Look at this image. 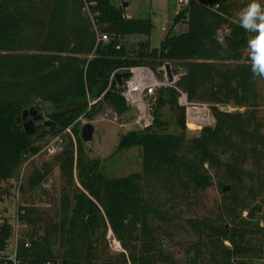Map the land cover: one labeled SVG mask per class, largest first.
Here are the masks:
<instances>
[{
  "label": "trees",
  "instance_id": "1",
  "mask_svg": "<svg viewBox=\"0 0 264 264\" xmlns=\"http://www.w3.org/2000/svg\"><path fill=\"white\" fill-rule=\"evenodd\" d=\"M37 1L0 0V63H6V55L20 51L27 21L24 8ZM49 1L54 5L69 2L72 21L67 29L80 43L74 53L85 55L95 51V56L91 60L67 58L57 68L54 63L57 73L30 88V101L26 96L21 99L0 88L1 182L16 179L27 155L39 153L36 145L39 140L45 135H62L86 111L88 96H106L114 76L130 68L148 67L155 72L169 62L174 75L180 74L181 69L176 88L186 93L190 103L212 106L215 125L203 128L195 138H188L185 107H180L183 130L179 135L168 134V122L156 111L150 127L123 135L119 144L120 150L142 149L143 172L115 180L106 179L100 162L88 158L76 129L78 139L74 142L70 137L58 157L63 176L72 186L76 162L83 188L71 190L74 206L62 225L64 251L56 255L47 235H38L36 239L33 234L27 239L31 247H25L27 240L19 243L18 257L23 264H94L97 255L93 239H97L101 228L109 225L122 242L125 237H138L134 239L140 242V247L129 255L131 264H233V257L245 251L247 223L261 211L263 202L259 200L264 199V77L253 76L252 50L248 46L249 40L258 34L245 31L239 22L240 10L251 1L192 0L176 15L159 48L151 49L148 41H141L133 54L127 53L123 40L131 36L149 38L155 27L152 19H133L124 4L117 7L112 0H96L97 6L92 12L99 13L96 20L102 27L101 32L113 39L95 48L96 32L84 13V1ZM216 5L220 6L218 10ZM182 20L188 25V31L172 34ZM60 24L62 21L52 35L58 28L63 30ZM218 31L225 37L223 45L215 39ZM52 43V49L62 51L58 42L55 46V37ZM53 58L30 59L42 63L43 72L51 66ZM24 67L23 62L15 65L19 70ZM37 69L30 67V73H38ZM176 88L159 89L157 107L165 104L162 98L165 90L180 96ZM122 92L123 87L116 86L105 100L118 116L131 110ZM36 100L56 108L76 105L65 113L50 116L53 122L46 132L38 135L37 131L30 137L17 119L24 106H32ZM227 107L239 110L225 112L223 109ZM216 182L222 192L216 217L187 219V226H183L182 213L188 204L194 205L192 196L208 191ZM228 185L230 191L225 194L224 188ZM246 210L249 219L242 218ZM33 214L32 210L27 211L20 219L35 222ZM188 227L193 230V242H180V234L176 233L179 229L188 231ZM11 237L12 227L5 221L0 225V252L6 251ZM184 241L187 245L181 258L166 250L167 243L182 247ZM128 260H125L127 264Z\"/></svg>",
  "mask_w": 264,
  "mask_h": 264
},
{
  "label": "rangeland",
  "instance_id": "2",
  "mask_svg": "<svg viewBox=\"0 0 264 264\" xmlns=\"http://www.w3.org/2000/svg\"><path fill=\"white\" fill-rule=\"evenodd\" d=\"M112 1L117 7L127 3L129 6L126 8V11L131 18L152 19L155 24L149 38L131 36L123 40L128 54H133L138 49V44L141 41H148L151 49L159 48L167 32L175 23L177 12L179 13L181 11L180 9L178 10L176 0ZM242 1L249 2L251 0ZM260 2L264 5V0H260ZM24 12L27 21L22 30L20 51L13 55H6V63H0V88L10 92L13 96L18 95L21 99H25L24 96H26L28 101H30L32 99V95L29 93L30 88L56 74L57 71H55V68L60 67L67 58L80 57L85 60H91L95 56V51L85 55H76L74 53V49L80 43L76 42L74 33L72 34V31L67 29V26L71 24L70 21H72L69 2L64 1L54 5L49 0H39L33 6L25 7ZM58 17L60 19L56 20ZM60 21H62L60 25H62L63 30L58 28L57 33L52 35L55 26H58ZM92 24L94 32L96 30L98 32L96 33L95 46L97 48L101 44L99 35L102 34V27L93 21ZM103 27H106V25ZM163 28H166V30H163ZM175 28L172 34H181L188 31V26L184 20L176 25ZM54 37L56 38L55 46L57 47L59 43L58 48L62 49V51L57 49L59 51L57 52V50L52 49ZM62 41L63 43L61 44ZM34 56H39L40 59L45 61L54 57V60L51 66H48L42 72L41 66L44 65L38 61H32L30 58ZM8 60H14V63H8ZM21 62L25 65L24 69L19 70L15 68V65H20ZM54 63L55 68L52 66ZM30 67H37L38 69L36 71L38 73H30ZM171 68L173 71L172 66ZM179 72L180 74L182 73L181 69ZM155 73L159 81L163 82L166 80L165 66L158 68ZM180 74L174 75L175 84L171 85V88H176ZM162 98L165 104L162 107H157L159 101L157 96L151 111L152 119L148 117L150 124L154 121L157 111L161 118L168 122L169 127L167 133L179 135L183 130L180 126L181 119L179 110L182 107L180 104V96H173L171 92L165 90ZM85 103L87 106L86 111L68 129H70L71 134L76 140L78 139L76 129L79 130V135L82 138L81 131L84 125L92 124L95 127L93 140L89 143L83 142L88 158L100 162L101 173L108 180L122 179L132 174L142 173V149L139 147L119 149L123 135L131 131H142L150 127L145 128L146 125L140 122V117L142 116L141 110L131 107V110L127 114L118 116L108 106L107 102H105V94L100 97L88 96ZM43 104L46 105V103L36 100L32 106L38 105L43 108L45 115L44 122H53L50 116L57 113H65L72 106L76 105V103H73L71 106L66 105L62 108H56L51 104H47L48 110H50L48 112L43 107ZM32 106H24V108ZM193 106L202 111H208L211 117L209 127L215 125L212 106L207 104H193ZM229 108L231 112L239 110L233 107ZM187 116V109L185 108V131L187 137L192 139L199 136L205 127L189 124ZM47 129L48 127H45L42 122L37 127L38 135L44 134ZM55 138L54 136L45 135L43 139L36 143L40 148L39 153L27 155L18 177L7 182L0 181V225L5 221H8L10 224L13 223L18 212L23 209L25 211L32 210L34 212L33 217H35V222L25 220L29 228L27 230H17L20 237L18 242L26 241L33 234L40 235L43 233L44 236L47 235L51 240L55 254L61 255L64 251L61 247L62 225L69 218L74 206L71 190L76 189V187L81 190L83 188L78 179L76 162L73 166L74 186H72L64 178L58 161V157L64 152L68 141H70V136L63 134V142L55 143L57 146L56 153L50 154L47 148ZM251 166L254 167L253 165ZM31 182L33 186H31ZM227 187L230 188L229 185L225 188ZM229 191L224 193L227 194ZM192 198L194 205L188 204L182 213L181 224L183 226H187L185 224L187 219L216 217L218 214V206L222 201V192L217 182L208 191L193 195ZM259 201L263 202V204L258 214L253 215L249 219V211L242 212V218L249 219L247 223L249 231L246 235L245 251L233 257V264H264V199L262 198ZM107 226L106 228L100 229L97 239H93L92 246H95L97 255V260L94 261V264H127L125 260H128L131 252L140 247V242L134 239L138 237L135 236L133 239L125 237V241L122 242L113 233L109 225ZM187 229L188 231L179 229V232L176 234H180V242L186 240L188 243H192L194 239L193 230L189 227ZM14 234L12 232V237L8 242L6 252H10L15 246L16 238H14ZM186 241L182 243L184 244L182 247L180 245L178 247L172 246V244L167 243L166 250L176 253V256L181 258L183 248L187 245H185ZM227 245L229 247L231 246L230 243H227ZM191 254L194 255V253ZM128 264H131L129 260Z\"/></svg>",
  "mask_w": 264,
  "mask_h": 264
},
{
  "label": "built area",
  "instance_id": "3",
  "mask_svg": "<svg viewBox=\"0 0 264 264\" xmlns=\"http://www.w3.org/2000/svg\"><path fill=\"white\" fill-rule=\"evenodd\" d=\"M83 1L85 4V15H87V17L91 21L97 23L96 18L99 16V13L92 12V8L97 6L96 0ZM191 1L192 0H176L177 7L180 10H183L190 5ZM219 8V5L215 6L216 10H218ZM96 33H98L97 30ZM112 39L113 37L108 33H102L99 35V41L101 43H109ZM128 72L131 73V78L124 81L122 95L124 96L130 107L141 110L142 116L140 117V122L144 123L146 125V128L148 126H151L153 123L151 122L150 124V120L148 119V117H151L152 107L156 102L158 90L161 88L170 87L173 84H169L167 79L163 82L159 81L156 77V73L148 67H134L130 68ZM178 92L180 94V104L182 105V107H185L187 109L188 123L198 127H209V122L211 121L209 112L207 111L206 116H198L199 114L195 113V110H197L198 108L194 107L193 104L188 101L186 93L182 92L181 90H178ZM63 134H68L74 142L76 141L74 136L71 134L70 129H67ZM62 135L57 136L48 146L47 151L50 154L56 153V142H63ZM21 214H26V211L21 210L20 212H18L13 223L10 224L12 227V232L15 233V246L10 252H0V264H23V261L18 257V241L20 237L19 233H17V230H27L29 226L28 223L20 219ZM39 236H44V234L41 233ZM35 237L37 239L38 235H35ZM25 247H31V243L29 240L26 241ZM46 264L52 263L47 262Z\"/></svg>",
  "mask_w": 264,
  "mask_h": 264
},
{
  "label": "clouds",
  "instance_id": "4",
  "mask_svg": "<svg viewBox=\"0 0 264 264\" xmlns=\"http://www.w3.org/2000/svg\"><path fill=\"white\" fill-rule=\"evenodd\" d=\"M239 22L240 27L245 31L258 34L248 42L252 50L251 72L254 77H264V5L260 0H251L246 7L240 10ZM215 39L218 44L225 43V37L219 31Z\"/></svg>",
  "mask_w": 264,
  "mask_h": 264
},
{
  "label": "water",
  "instance_id": "5",
  "mask_svg": "<svg viewBox=\"0 0 264 264\" xmlns=\"http://www.w3.org/2000/svg\"><path fill=\"white\" fill-rule=\"evenodd\" d=\"M124 7H127V4H124ZM165 72H166V79L169 84H174L175 83V77L174 73L172 71L171 65L168 63L165 65ZM131 78V73L130 72H123V73H118L114 76V80L112 82V86L110 90L107 92L105 96V100L109 97L113 89L117 87H123L124 81L128 80ZM47 104H43V107L48 110ZM225 112H231V109L229 107L224 109ZM45 120V115L43 112V108L41 106H32L30 108H25L22 111L21 117L17 119V121L20 123L19 126L23 128L24 132L28 136H33L34 134L37 133V127L43 122L45 127H50L51 122H44ZM94 132H95V127L92 124H86L82 128L81 134H82V139L83 142L89 143L93 140L94 137ZM229 187L224 189V192L229 191Z\"/></svg>",
  "mask_w": 264,
  "mask_h": 264
},
{
  "label": "bare ground",
  "instance_id": "6",
  "mask_svg": "<svg viewBox=\"0 0 264 264\" xmlns=\"http://www.w3.org/2000/svg\"><path fill=\"white\" fill-rule=\"evenodd\" d=\"M195 113L199 114L198 116H202V115H207V111H202L201 109H197L195 110Z\"/></svg>",
  "mask_w": 264,
  "mask_h": 264
},
{
  "label": "crops",
  "instance_id": "7",
  "mask_svg": "<svg viewBox=\"0 0 264 264\" xmlns=\"http://www.w3.org/2000/svg\"><path fill=\"white\" fill-rule=\"evenodd\" d=\"M125 4H127V3H125ZM176 4H177V3H176ZM128 6H129V5L127 4V7H128ZM127 7H126V8H127ZM178 10H179V8H178ZM177 14H179V13L177 12ZM129 17H131V16H129ZM187 26H188V25H187ZM175 29H176V28H175ZM175 29H174V30H175ZM163 30H166V28H163Z\"/></svg>",
  "mask_w": 264,
  "mask_h": 264
}]
</instances>
